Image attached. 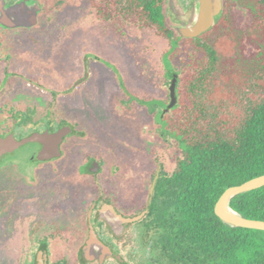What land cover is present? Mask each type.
Returning <instances> with one entry per match:
<instances>
[{
  "label": "flooded vegetation",
  "instance_id": "1",
  "mask_svg": "<svg viewBox=\"0 0 264 264\" xmlns=\"http://www.w3.org/2000/svg\"><path fill=\"white\" fill-rule=\"evenodd\" d=\"M199 1L4 0L20 20L0 7V138L64 137L58 157L42 161L44 145L29 143L1 159L12 179L0 180V264H160L143 221L157 173L181 151L177 85L184 40L197 38L181 36L195 23L174 11ZM26 147L28 166L16 159ZM25 168L48 169L47 181Z\"/></svg>",
  "mask_w": 264,
  "mask_h": 264
},
{
  "label": "trees",
  "instance_id": "2",
  "mask_svg": "<svg viewBox=\"0 0 264 264\" xmlns=\"http://www.w3.org/2000/svg\"><path fill=\"white\" fill-rule=\"evenodd\" d=\"M237 10L249 16L244 26ZM148 21L165 37L155 10ZM184 41L181 151L162 169L143 242L153 238L160 264H264V230L231 227L215 213L228 189L264 177V0H224L212 30ZM177 51L174 44L168 62ZM230 207L264 222V187Z\"/></svg>",
  "mask_w": 264,
  "mask_h": 264
},
{
  "label": "water",
  "instance_id": "3",
  "mask_svg": "<svg viewBox=\"0 0 264 264\" xmlns=\"http://www.w3.org/2000/svg\"><path fill=\"white\" fill-rule=\"evenodd\" d=\"M0 7H1V10L5 9L4 0H0ZM5 10H7L6 11L7 14L12 16L13 19L11 20L13 22L20 20L17 17L19 15L18 10H20V8H11V9H5ZM222 11H223V0H200L198 5L193 10L189 12H184L182 11V9H179V11L175 10L174 13L179 19L186 18L190 24H191V21L195 23L194 26L188 27L184 29V31L183 30L180 31V34L183 37L195 38L207 32L213 26L215 19L221 14ZM176 84H177V81H176V78H174L170 86L171 103L169 104L168 111L174 108L177 104ZM63 137H64L63 132L55 134V135H50L48 132H46L44 134L36 133L22 140H17L15 139L14 136H9L7 138H0V161L3 158V156L9 153H13L16 149H19L29 143H41L42 145H44L43 150L39 154V159L42 161L49 160L54 157H58L60 156L59 145ZM158 176H159V172L157 173V176L153 182V186L151 190L152 198L154 195ZM262 187H264V177L252 180L241 186L232 187L228 189L222 195V197L220 198L219 202L216 205V208H215L216 215L225 224L231 227H243V228H249V229L264 230V222L246 220L234 211L237 215L240 216L239 220H235L233 219V217L231 216V214L228 212L226 208V204L228 202L230 203L231 199L234 198L235 196L248 193V192L260 189ZM104 214H105L104 217L110 223H113V222L115 223L117 221V216L113 212H105ZM141 217L135 218L134 220H132V222L138 221ZM93 240L94 238H92V242L90 244L93 243Z\"/></svg>",
  "mask_w": 264,
  "mask_h": 264
},
{
  "label": "rangeland",
  "instance_id": "4",
  "mask_svg": "<svg viewBox=\"0 0 264 264\" xmlns=\"http://www.w3.org/2000/svg\"><path fill=\"white\" fill-rule=\"evenodd\" d=\"M235 18H236L237 23L240 26H244L245 23H247L249 21L248 14L246 12L242 11V10H237L235 12ZM31 148L32 147H26V148H23V149L19 150L18 151L19 153L17 152L18 154L16 155L17 156L16 159L20 160V163L25 165V166H28L29 157H25L24 153H26V151H30ZM42 165H47V163H42ZM151 168L152 169L154 168L153 164H152ZM24 170H25L24 171V173H25L24 175L27 176V178H25V180L34 179V180H37V181H47V178H44V177L48 176V174L45 173V171L48 170V169H39L37 172H32L34 170L33 168H25ZM9 179H12V177H6L4 174H0V180H9Z\"/></svg>",
  "mask_w": 264,
  "mask_h": 264
},
{
  "label": "bare ground",
  "instance_id": "5",
  "mask_svg": "<svg viewBox=\"0 0 264 264\" xmlns=\"http://www.w3.org/2000/svg\"><path fill=\"white\" fill-rule=\"evenodd\" d=\"M226 208H227L228 212L231 214V216L233 217V219H235V220H239V219H240V216L237 215V214H236V213L230 208V203H229V202L226 204Z\"/></svg>",
  "mask_w": 264,
  "mask_h": 264
}]
</instances>
